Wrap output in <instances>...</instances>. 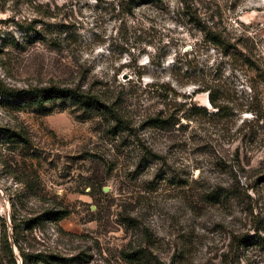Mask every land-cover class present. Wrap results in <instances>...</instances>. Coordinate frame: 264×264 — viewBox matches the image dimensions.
<instances>
[{
  "label": "rangeland",
  "instance_id": "obj_1",
  "mask_svg": "<svg viewBox=\"0 0 264 264\" xmlns=\"http://www.w3.org/2000/svg\"><path fill=\"white\" fill-rule=\"evenodd\" d=\"M125 1L0 0V87H79L124 118L0 96V264H264V85L204 39L264 71V0Z\"/></svg>",
  "mask_w": 264,
  "mask_h": 264
},
{
  "label": "trees",
  "instance_id": "obj_2",
  "mask_svg": "<svg viewBox=\"0 0 264 264\" xmlns=\"http://www.w3.org/2000/svg\"><path fill=\"white\" fill-rule=\"evenodd\" d=\"M161 2V0H127L122 5V13L125 15H131L132 9L134 7H140L145 5H150L154 3ZM188 16V14H187ZM195 22V21H194ZM196 24V22H195ZM21 33L25 36L26 39H29V43L44 41L45 36L43 31L32 30L30 27L21 28ZM33 31V36H29V33ZM204 39L210 46L214 49H218L220 53L225 57H234L241 60L244 65H246L258 79L260 83L264 85V71L262 66L259 65V60L255 59L252 54H247V47L241 42L231 43L226 37L222 34L206 31ZM244 49V52H239L237 48ZM205 92H208V100L210 105L216 110L212 116L221 115L224 112L219 104H217V99L214 98L211 88H204ZM0 96L5 98L8 101L11 108L15 111H22L27 109H32L44 113L46 111V106L54 103H69L73 106H77L85 112L96 114L100 117L106 118L111 122L115 123V127H118V124L123 121V116L114 107L113 104H109V101L104 100L103 98L92 94L89 91H84L79 87L69 88V87H60L56 85L36 87L31 89H10L0 87ZM179 122H176L178 124ZM151 125L155 128H166L172 127L175 125L168 124V122L161 121L159 119L151 120ZM51 215L52 221L60 222L67 217L66 212H50L47 213ZM245 243V241H244ZM10 256L11 250L9 249ZM142 253H135V255L126 256L125 259L128 262L136 261L137 259L142 258ZM22 257V264H27L28 261H32L34 264L44 263L49 264L46 259H43L39 256H36L33 260H29L24 256Z\"/></svg>",
  "mask_w": 264,
  "mask_h": 264
},
{
  "label": "water",
  "instance_id": "obj_3",
  "mask_svg": "<svg viewBox=\"0 0 264 264\" xmlns=\"http://www.w3.org/2000/svg\"><path fill=\"white\" fill-rule=\"evenodd\" d=\"M107 190H108L107 188H104V189H103L104 192H107Z\"/></svg>",
  "mask_w": 264,
  "mask_h": 264
}]
</instances>
